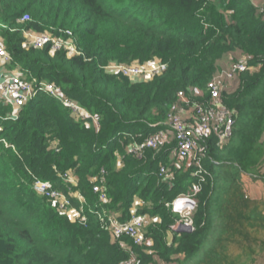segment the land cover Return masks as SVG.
<instances>
[{
	"label": "trees",
	"instance_id": "16d2710c",
	"mask_svg": "<svg viewBox=\"0 0 264 264\" xmlns=\"http://www.w3.org/2000/svg\"><path fill=\"white\" fill-rule=\"evenodd\" d=\"M24 30H70L81 55L25 46ZM0 39L8 67L20 68L24 80L54 84L98 124L43 93L1 123L0 264H247L262 255L264 203L241 183V175L264 182V20L249 0H0ZM227 56L259 68L221 92L235 115L230 137L199 140L207 175L195 196L194 230L167 240L176 217L166 204L196 187L195 169L170 161L172 140L142 156L131 145L166 128L184 106L179 92L207 99ZM151 61L166 69L147 81L103 69ZM9 111L0 101V116ZM65 172L75 186L61 178ZM33 179L67 195L84 220L58 211L33 190ZM132 212L154 220L144 229L149 246L113 239L98 217L125 223Z\"/></svg>",
	"mask_w": 264,
	"mask_h": 264
},
{
	"label": "built area",
	"instance_id": "2783aa9c",
	"mask_svg": "<svg viewBox=\"0 0 264 264\" xmlns=\"http://www.w3.org/2000/svg\"><path fill=\"white\" fill-rule=\"evenodd\" d=\"M255 10L264 20V0L260 5L255 7ZM28 19V16H25L22 21H27ZM23 37L25 39L24 45L34 49H42L48 46L47 48L50 53L64 51L67 57L81 55V52L77 49L72 39L70 30L45 31L44 33L24 30ZM3 64L10 65L11 57L5 51L0 39V66ZM14 68L16 72L0 74V101L3 105L10 108L7 115L0 116V132L2 131V122L15 121L21 107L41 93L59 102L76 119L86 120L90 118L92 123L98 126L94 117L77 103L66 99L61 90L54 84L42 82L35 78L24 80L22 79L20 68ZM258 68L248 67L245 59L240 57L231 60L228 69L218 72L209 82L207 86V99L203 98L201 92H196L193 95L197 100H191L185 97L182 92H179L177 98L184 106L182 110L169 115L166 122L169 131L164 129L155 132L142 142L131 145V150L134 154L142 156L147 149L158 151L165 142L170 141V136L168 135L170 133L172 135L171 140L174 141V148L169 154L170 161L175 165L177 162H184L189 166H193L195 169L196 187L187 194H179L169 204H166L170 212L176 217L174 224L170 226L171 232L168 236L170 239L171 234L174 232L189 233L194 230L193 216L197 206L195 196L207 175V171L202 166L203 155L199 147V140L209 134H213L218 138L220 143H225L230 137L235 115L231 109L222 103L220 97L221 92L225 88H228L230 83L239 74L249 70L257 71ZM103 69L108 73H120L133 81H147L162 74L166 69V64L160 63L159 61H151L143 64L133 63L130 65L110 64ZM180 114L184 115L185 119ZM160 173L165 175L167 169L161 167ZM60 176L65 182H74L75 185L77 184V180L71 172H65ZM32 188L36 193L49 198L57 210L66 214L71 221L84 220L80 212L71 208L67 195H64L59 190L53 189L49 183L39 179H33ZM94 191L100 192L101 190L95 186ZM78 200L82 202L81 198H78ZM100 200L103 203L106 202L102 192ZM98 217L102 228L108 231L113 239L118 240L121 237H127L134 245L138 246H141L145 240V226L151 224V222L145 220L142 216H138L135 212L131 213L129 220L125 223H119L105 213L98 215ZM124 264H136V262L134 259H130ZM262 264H264V260Z\"/></svg>",
	"mask_w": 264,
	"mask_h": 264
},
{
	"label": "crops",
	"instance_id": "0c3cea01",
	"mask_svg": "<svg viewBox=\"0 0 264 264\" xmlns=\"http://www.w3.org/2000/svg\"><path fill=\"white\" fill-rule=\"evenodd\" d=\"M263 0H249V2H251V4L256 7L258 5H260L262 3ZM239 57V56H238ZM232 57L227 56L225 57V59L223 60V62H221L220 67H222L223 70L228 69L229 65H230V60ZM120 161V160H119ZM247 176V175H245ZM244 175H241V183L244 189V192L246 193V195L252 199V200H260V191L264 190V182L263 181H253L251 178H249L248 176L245 177ZM78 196V198L80 199L79 195L76 194ZM138 204V203H137ZM145 220H148L149 222H153V219H150L149 217H143ZM170 239V237H169Z\"/></svg>",
	"mask_w": 264,
	"mask_h": 264
},
{
	"label": "rangeland",
	"instance_id": "374dc122",
	"mask_svg": "<svg viewBox=\"0 0 264 264\" xmlns=\"http://www.w3.org/2000/svg\"><path fill=\"white\" fill-rule=\"evenodd\" d=\"M221 62H223V61H221ZM219 65H221V64H219ZM5 72H16V71H15V69H13L11 67H8V65L3 64V65L0 66V74H4ZM232 82L230 83L229 87L227 88L228 90H232L234 88V84ZM180 116L185 119L184 115L180 114ZM165 129H166V131L169 130V127H168L167 123H166V128ZM168 135L170 136L169 138L171 140L172 139V135L170 133ZM262 143L264 145V135L262 137ZM262 166L264 168V160L262 161ZM254 176H257V175H254ZM245 177H247V176H245ZM248 177L251 178L253 181H261L258 178H255V177H252V176H248ZM67 183L69 185H71V186L75 185L74 182H67ZM260 192H261V194H260L259 198H261L260 200L264 203V190L260 191ZM76 194H77L76 192L70 191L69 192V197L78 199V196ZM263 208H264V205H263ZM167 240H169V237L167 238ZM149 241L150 240L145 238L144 242L141 245L142 246H144V245L149 246L151 244V241L150 242ZM263 260H264V252L262 253V255L259 258L256 259V261H251V262H249L247 264H262ZM157 264H160V263H157Z\"/></svg>",
	"mask_w": 264,
	"mask_h": 264
},
{
	"label": "bare ground",
	"instance_id": "6f19581e",
	"mask_svg": "<svg viewBox=\"0 0 264 264\" xmlns=\"http://www.w3.org/2000/svg\"><path fill=\"white\" fill-rule=\"evenodd\" d=\"M13 69H15V68H13ZM174 114V113H173ZM164 124H165V122H163ZM169 131V130H168ZM145 138V137H144ZM143 139V138H142ZM135 143V142H134ZM131 216V215H130Z\"/></svg>",
	"mask_w": 264,
	"mask_h": 264
}]
</instances>
